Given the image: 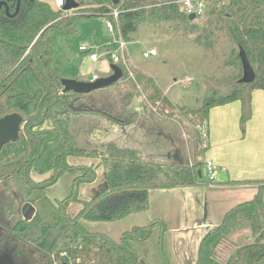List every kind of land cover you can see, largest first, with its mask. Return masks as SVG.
Masks as SVG:
<instances>
[{
    "label": "trees",
    "instance_id": "obj_1",
    "mask_svg": "<svg viewBox=\"0 0 264 264\" xmlns=\"http://www.w3.org/2000/svg\"><path fill=\"white\" fill-rule=\"evenodd\" d=\"M75 1L79 8L65 13L42 0H0V117L17 112L24 119L18 141L8 143L0 151V253L10 252L20 264H141L131 243L146 241L156 226L160 225L164 232V223L154 219L146 225L132 226L115 241L87 232L81 221L116 222L146 212L152 190L210 184L202 180V173L201 179L198 176L208 145L202 146L195 122L202 118L198 120L207 127L211 108L239 101L240 127L244 132L251 117L252 92L264 91V0H216L220 6L209 0L204 17L193 21L188 20L177 0H162L158 5L149 0H123L117 4L108 0ZM114 10L117 18L112 15ZM90 17L111 22L115 36L125 41L140 25L160 22L190 32L204 50H212L222 38L235 53L240 69L238 52H245L255 80L236 84L222 98L206 99L200 109H181L189 125H193L191 156L186 157L188 152L179 149L173 155L175 162L150 161L142 158L140 150L112 140L101 142L97 149L79 147L73 129L78 128L75 125L80 124L81 116H95L99 110L110 114V122L128 126L138 118L153 123L162 109L166 116L172 112L166 106L168 99L159 97L153 79L138 72L135 82L145 97L140 101V111L129 110L131 96L122 101L123 116L113 115L109 107L88 102L85 95L58 93L55 97L54 88L62 89L54 53L55 36L68 43L76 35L78 24ZM121 68L124 79L127 73ZM90 128L91 134L99 131L98 125ZM84 156L95 162L71 165L67 161L68 157ZM99 166L107 185L105 192L89 200L78 199L74 190L60 201L48 197L47 189L64 174L80 173L74 178L75 186L94 180ZM34 174L43 177L35 179ZM263 190L260 187L253 199L234 206L218 226L204 234L198 246L197 264H264ZM70 202L80 204L73 217L66 213ZM242 227L251 230L252 241L237 246L224 261L218 260L216 247Z\"/></svg>",
    "mask_w": 264,
    "mask_h": 264
},
{
    "label": "rangeland",
    "instance_id": "obj_2",
    "mask_svg": "<svg viewBox=\"0 0 264 264\" xmlns=\"http://www.w3.org/2000/svg\"><path fill=\"white\" fill-rule=\"evenodd\" d=\"M42 1L55 8V0ZM149 1L158 5L162 0ZM202 24L203 22L199 24L200 28L203 27ZM169 26L170 23L164 22L155 25H140L128 40H124L126 42L124 62L119 64L124 68L127 77L111 86L85 95L88 102L109 107L113 111V115L117 116H123L122 108L125 103L123 104L122 101L125 97L131 96V101L128 102L129 110L136 112L138 109L140 111L139 101H143L145 97L144 93L139 90V84L135 82L137 81L135 72L149 76L160 91L159 97L162 95L168 99L169 103L167 102L166 106L172 111L169 116H166L164 115L165 110L162 109V112L153 121V126L159 127L160 132L158 130L156 132L154 129L140 141L138 135H130L126 125L120 126L119 123L110 122V114L98 110L95 116L79 117L80 124L75 125V127L79 125L77 129H73L77 146L97 149L101 142L112 140L122 146H138L143 159L150 161L175 162L173 155L179 149L181 152H188L186 157L191 156L190 141H194L193 125H189L181 109L184 111L200 109L206 99L224 97L238 84L242 71L234 59L235 53L231 52V48L224 42V39L221 38L212 50H204L195 43L190 32L180 31L179 27L171 28ZM55 37L54 53L59 62L58 75L60 79L89 81L93 75L104 78L111 74L108 54L119 49L121 40L107 30L105 18L83 19L77 26L76 35L68 43L59 35ZM80 45L91 47L100 58L95 62L90 61L85 53L78 51ZM151 49L156 51V56L148 59L143 58L142 53ZM119 64L116 65L122 70ZM138 91L139 93H136ZM161 105L164 108V104ZM142 116L147 115L142 114ZM198 119L195 126H199L200 131L206 130L203 127L205 122ZM93 125H98L99 131L91 134L90 126L93 127ZM136 125H139L141 129H147L145 126L141 127L139 123ZM132 140L137 146L130 145L133 144ZM186 157L184 154V158ZM184 158L182 162H185ZM67 161L71 165H89L94 163L95 159L88 156L68 157ZM99 171L91 182H79L75 186H73L74 178L80 173H66L58 179L55 185L47 189V195L51 200L60 201L74 190L78 199L89 200L106 189L101 169ZM200 171L202 180L207 181L204 176V166L200 167ZM33 176L35 179L43 177L36 174ZM1 181L2 179H0V183ZM213 195L210 197L209 218L206 222L207 226L208 223L210 226L205 231H183L182 224L187 222V218L184 210L178 213L175 211L178 200L170 195L158 194L153 198L150 196L152 208L147 212L137 213L116 222L81 221V224L89 233L101 234L116 241L124 231L132 226L149 224L152 220L150 221L148 218L155 217L154 219L164 223L166 230L162 232L161 226H156L146 241L131 243L141 257V264H197L198 246L204 234L218 226L226 212L250 198L234 204L236 201L225 202V199L221 198L219 196L221 194L217 192ZM79 208L78 202H70L66 213L69 217H73ZM26 215L29 216L30 211ZM170 225L176 226L180 231L170 232L168 229ZM250 236L251 230L248 227L237 229L216 247V258L224 261L236 250L237 246L251 242L252 237ZM25 247L30 250L27 246ZM0 264L20 263L13 258L10 252H5L0 253Z\"/></svg>",
    "mask_w": 264,
    "mask_h": 264
},
{
    "label": "crops",
    "instance_id": "obj_3",
    "mask_svg": "<svg viewBox=\"0 0 264 264\" xmlns=\"http://www.w3.org/2000/svg\"><path fill=\"white\" fill-rule=\"evenodd\" d=\"M251 107V117L245 125L244 132L240 127L241 104L239 101L211 108L207 119L208 149L204 154V159L212 160L217 168L212 185L207 184L206 186L176 188L172 190H152L149 193L150 207L147 211L152 208L150 196L153 198L156 194L162 196L170 195V197L178 200L175 211L178 213L184 210L185 217L187 218V222L182 224L183 231L192 230L193 232H200L205 231L210 226L209 223L207 226L206 222L209 218L210 197L214 196L215 192L221 194L219 196L223 197L225 202L236 201L234 204L248 197H250L249 200L253 199L260 187H264L263 90H254L252 92ZM138 123L141 127L145 126L147 129H141L139 125H136ZM127 128L130 135H138L139 140L142 141L144 136L150 134L154 129L157 132L159 127L155 128L153 123L146 121V118L143 121H140L138 118L128 125ZM137 132L140 133L138 134ZM133 140L135 139L133 138ZM133 140V144L130 145L137 146ZM137 147L133 148L140 150ZM99 167L96 169V173H99L101 169L103 174L102 167ZM154 218L148 219L151 221ZM168 229L170 232L179 230L176 226L172 227L171 225Z\"/></svg>",
    "mask_w": 264,
    "mask_h": 264
},
{
    "label": "water",
    "instance_id": "obj_4",
    "mask_svg": "<svg viewBox=\"0 0 264 264\" xmlns=\"http://www.w3.org/2000/svg\"><path fill=\"white\" fill-rule=\"evenodd\" d=\"M64 6L62 11L67 13L79 8V3L75 0H64ZM113 4H117L119 0H108ZM134 1H145V0H134ZM3 3H0V8ZM188 20H195L194 15H189ZM29 48H32L30 46ZM33 49V48H32ZM34 51V49H33ZM35 53V51H34ZM238 58L241 64L242 76L238 80V84H251L255 80V73L249 63V60L245 52L240 49L238 52ZM35 62L37 63V56L35 54ZM28 68V67H27ZM111 74L104 78H97L96 80L89 81H77L75 79H60V85L62 89L60 91L54 88L56 95L60 93H74L77 95H86L92 91L99 90L111 86L118 82L123 77V72L120 67L116 64L109 65ZM23 117L21 114L15 112L6 114L0 117V151L3 146L8 143H14L19 139L20 130L23 127ZM198 176L201 179V171L198 172ZM106 183V182H105ZM107 190V185L106 189ZM103 191V192H105Z\"/></svg>",
    "mask_w": 264,
    "mask_h": 264
},
{
    "label": "built area",
    "instance_id": "obj_5",
    "mask_svg": "<svg viewBox=\"0 0 264 264\" xmlns=\"http://www.w3.org/2000/svg\"><path fill=\"white\" fill-rule=\"evenodd\" d=\"M215 2L216 6H220V2L216 0H212ZM209 0H177V3L179 4L181 10L187 15H194L195 19H201L204 17V14L206 12L207 8V3ZM65 1L64 0H55V7L59 10L62 9L64 6ZM117 11H112V15L114 18H117ZM107 30L111 33L114 34V28L111 22H107ZM120 38V37H119ZM121 42L119 43V49L115 52H109V59L112 64H119L120 62H124V56H125V47H126V42L121 39ZM78 51L81 53H85L87 55V58L95 62L97 61L100 56L94 52L91 47L87 45H81L78 47ZM156 56V51L154 49H151L149 51H144L142 53V57L145 59L151 58ZM97 76L94 75L91 80H96ZM206 130L200 131L199 126L196 127L198 132L200 133L201 141H202V146L206 147L207 144V127L206 125L203 126ZM204 166V176L210 184L213 183L215 180V174H216V166L214 165L212 160L209 159H204L203 162Z\"/></svg>",
    "mask_w": 264,
    "mask_h": 264
},
{
    "label": "flooded vegetation",
    "instance_id": "obj_6",
    "mask_svg": "<svg viewBox=\"0 0 264 264\" xmlns=\"http://www.w3.org/2000/svg\"><path fill=\"white\" fill-rule=\"evenodd\" d=\"M58 91H60V90H58ZM58 93H60V92H58ZM54 94H55V97H57V95H56V93H55V90H54ZM76 110H78L77 109V107H74Z\"/></svg>",
    "mask_w": 264,
    "mask_h": 264
}]
</instances>
